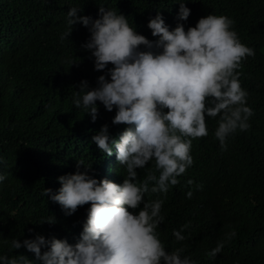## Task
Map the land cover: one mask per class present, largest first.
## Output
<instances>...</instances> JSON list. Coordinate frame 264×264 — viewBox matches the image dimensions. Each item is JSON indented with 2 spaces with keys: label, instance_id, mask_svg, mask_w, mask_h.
I'll return each instance as SVG.
<instances>
[{
  "label": "trees",
  "instance_id": "16d2710c",
  "mask_svg": "<svg viewBox=\"0 0 264 264\" xmlns=\"http://www.w3.org/2000/svg\"><path fill=\"white\" fill-rule=\"evenodd\" d=\"M177 2L0 0V174L6 176L0 182V255L22 254L35 260L23 247L11 249V241L34 239L36 234L73 245L79 240L90 204L68 216L58 203L42 195L44 188L58 193L59 177L84 172L85 167H90L93 178L117 184L126 175L115 149L109 157L92 140L105 124L110 137L119 140L127 126L112 124L116 109L108 112L98 101L99 115L92 122L84 109L73 104L82 80L94 88L98 77L107 72L96 71L91 53L82 48L90 33L77 24L71 36L61 40L68 30L70 8L96 19L104 6L123 14L150 41L157 38L147 25L158 13L170 30L177 23L187 30L209 14L227 15L235 21L241 42L254 48L255 57H248L240 69L248 106L254 111L250 129L230 136L227 150L222 151L214 135L219 116L206 118L208 135L192 141L194 163L178 178L180 183L170 187L166 197L148 193L145 200L164 199L165 220L158 232L168 251L183 247V255L198 264H264V0H185L191 9L187 21L177 20ZM77 161L83 163L79 168ZM151 167L152 163L137 170L138 179L143 180ZM190 179L195 183L189 185ZM189 191L191 199L186 197ZM50 217L54 223L40 224ZM189 221L191 227L183 233L187 239L177 242L173 230ZM232 231L235 237L227 240ZM218 241L227 242L210 259L206 253Z\"/></svg>",
  "mask_w": 264,
  "mask_h": 264
},
{
  "label": "clouds",
  "instance_id": "9594fccd",
  "mask_svg": "<svg viewBox=\"0 0 264 264\" xmlns=\"http://www.w3.org/2000/svg\"><path fill=\"white\" fill-rule=\"evenodd\" d=\"M177 3V20L187 21L191 9L185 0ZM81 11L69 9L68 30L61 40L68 39L77 24L87 28L90 38L82 48L91 53L96 71L107 72L98 77L94 88L82 80L73 104L84 109L92 122L99 115L98 101L108 112L116 109L112 124L127 126L119 140L110 137L107 124L92 140L109 157L115 149L126 175L117 184L93 178L88 174L90 167H85L84 172L59 177L58 193L44 188L42 195L58 203L68 216L90 204L79 240L73 245L39 234L22 242L13 239L11 249L23 247L35 260L22 254L0 255V264H198L183 255V247L166 249L158 232L165 220L161 214L164 199L145 200V196L166 197L170 187L180 183L178 178L194 163L192 141L208 135L206 118L219 116L214 135L222 151L227 150L230 136L250 129L248 121L254 111L248 106L249 93L241 85L240 69L248 57H255V50L241 42L235 21L227 15L209 14L187 30L183 23L170 30L158 13L147 25L157 38L150 41L115 10L100 6L96 19L78 15ZM150 163L153 167L139 180L137 170ZM81 165L77 161V167ZM5 179L0 174V182ZM192 196V191L186 193L188 199ZM54 222L50 217L40 224ZM189 227L190 221L173 230L177 242L187 239L183 233ZM235 235L232 231L227 240ZM226 242L218 241L206 255L215 259Z\"/></svg>",
  "mask_w": 264,
  "mask_h": 264
}]
</instances>
